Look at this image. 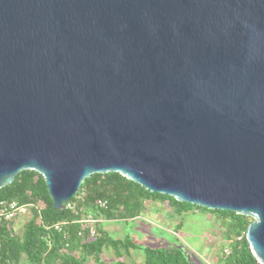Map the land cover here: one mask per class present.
<instances>
[{
    "label": "water",
    "instance_id": "obj_1",
    "mask_svg": "<svg viewBox=\"0 0 264 264\" xmlns=\"http://www.w3.org/2000/svg\"><path fill=\"white\" fill-rule=\"evenodd\" d=\"M62 211L94 174L251 219L264 264V0H0V189Z\"/></svg>",
    "mask_w": 264,
    "mask_h": 264
},
{
    "label": "trees",
    "instance_id": "obj_2",
    "mask_svg": "<svg viewBox=\"0 0 264 264\" xmlns=\"http://www.w3.org/2000/svg\"><path fill=\"white\" fill-rule=\"evenodd\" d=\"M81 193L83 196L76 206L79 214L75 215L65 209V204L62 211L53 208L41 175L34 171H21L10 185L1 188L0 200L30 206V214L19 233H15L13 222L0 223V264H21L23 259L27 264H88L89 258L97 262L105 247H112L117 259L121 257V247L125 254L129 249L141 250L130 239L112 240L101 229H96V234L89 237L87 229L76 223L80 218V209L83 213L91 212L97 218L120 221L137 219L144 211L146 201L166 203L177 214L202 209L219 218L217 223L222 227L223 239L246 233L251 222V219L232 212L211 211L151 193L119 173L92 175L81 184ZM97 200L105 201L106 209H98L95 205ZM62 222L67 224L61 231H56L53 226ZM79 232H82V237L78 235ZM224 246L231 250L227 257L223 256ZM143 254L144 264H191L176 248L146 247ZM219 254L216 264H256L245 237L240 242L223 244Z\"/></svg>",
    "mask_w": 264,
    "mask_h": 264
},
{
    "label": "rangeland",
    "instance_id": "obj_3",
    "mask_svg": "<svg viewBox=\"0 0 264 264\" xmlns=\"http://www.w3.org/2000/svg\"><path fill=\"white\" fill-rule=\"evenodd\" d=\"M26 217L27 215L21 216L13 222L15 233L21 231ZM100 220L99 226L96 225L97 231H105L112 240L124 241L128 238L141 250L129 249L125 254L121 247V257L118 260L112 247H105L99 260L94 263L93 258H89L88 264H144L143 249L146 247L176 248L182 251L191 264H216L221 246L225 242L216 215L202 209H191L177 214L166 203L159 201H146L144 211L132 222ZM21 264H27L25 259Z\"/></svg>",
    "mask_w": 264,
    "mask_h": 264
},
{
    "label": "built area",
    "instance_id": "obj_4",
    "mask_svg": "<svg viewBox=\"0 0 264 264\" xmlns=\"http://www.w3.org/2000/svg\"><path fill=\"white\" fill-rule=\"evenodd\" d=\"M83 193L76 194V196L72 199H75L74 202L71 199L68 203L65 204V209L72 211L75 215H78L79 212L76 210L77 203L81 201V197ZM95 205L98 209H106V202L102 200H97ZM30 206L27 205H19L15 201H5L0 200V223H11L15 222L21 216L30 214ZM80 209V218L76 221V223L81 224L88 231V236L93 237L96 234V225L101 222L100 218L95 217L91 212L83 213ZM67 222H62L55 224L53 228L56 231H61L62 227L65 226ZM79 236H83L82 232L78 233ZM246 236V233H242L238 236H231L230 239H224V245H228L233 241L240 242ZM223 256L227 257L231 250L228 247H223L222 249Z\"/></svg>",
    "mask_w": 264,
    "mask_h": 264
},
{
    "label": "crops",
    "instance_id": "obj_5",
    "mask_svg": "<svg viewBox=\"0 0 264 264\" xmlns=\"http://www.w3.org/2000/svg\"><path fill=\"white\" fill-rule=\"evenodd\" d=\"M132 222V221H131ZM93 262L95 263V261L93 260Z\"/></svg>",
    "mask_w": 264,
    "mask_h": 264
}]
</instances>
